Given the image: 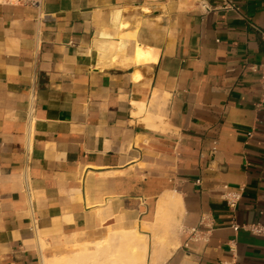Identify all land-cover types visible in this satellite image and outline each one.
Returning <instances> with one entry per match:
<instances>
[{
    "label": "crops",
    "instance_id": "obj_1",
    "mask_svg": "<svg viewBox=\"0 0 264 264\" xmlns=\"http://www.w3.org/2000/svg\"><path fill=\"white\" fill-rule=\"evenodd\" d=\"M232 2L0 3V264L143 231L169 194L159 264H264V0Z\"/></svg>",
    "mask_w": 264,
    "mask_h": 264
},
{
    "label": "bare ground",
    "instance_id": "obj_2",
    "mask_svg": "<svg viewBox=\"0 0 264 264\" xmlns=\"http://www.w3.org/2000/svg\"><path fill=\"white\" fill-rule=\"evenodd\" d=\"M180 202L178 195H166L159 204L158 217L152 227L144 226L143 231L138 228L121 231L108 229L104 238L82 245L73 254L44 256L43 264H159L162 260L166 261L177 244L171 235L161 237L160 233L168 226L170 214L178 210ZM144 229L153 234L152 253H149L150 239Z\"/></svg>",
    "mask_w": 264,
    "mask_h": 264
},
{
    "label": "built area",
    "instance_id": "obj_3",
    "mask_svg": "<svg viewBox=\"0 0 264 264\" xmlns=\"http://www.w3.org/2000/svg\"><path fill=\"white\" fill-rule=\"evenodd\" d=\"M223 1H224L223 9L236 10V11L238 10L235 4H233L232 0H223ZM42 2L43 0H0L1 4L11 5V6H22L25 8H33V9H39L42 5ZM201 8L205 12H211L212 10H216V8H212L211 6H209L204 2L201 3ZM261 71L262 74H261L260 82L264 90V64L261 66ZM240 198H241L240 193L231 194V196H228L226 198V201L230 208H235ZM202 225L205 227V223L202 222ZM235 229L237 230L238 227H235ZM250 229L254 232L264 233V226L259 224L252 225ZM196 233L197 230H192L193 235H195Z\"/></svg>",
    "mask_w": 264,
    "mask_h": 264
},
{
    "label": "rangeland",
    "instance_id": "obj_4",
    "mask_svg": "<svg viewBox=\"0 0 264 264\" xmlns=\"http://www.w3.org/2000/svg\"><path fill=\"white\" fill-rule=\"evenodd\" d=\"M173 219H174V218H169V224H168V226L162 229V231H164V233H165V231H166V232H168V234H171V235H172L173 232L175 231V227H173L174 224H172V220H173ZM173 223H174V222H173ZM144 230H146V229H144ZM148 262L151 263V262H150V259H148Z\"/></svg>",
    "mask_w": 264,
    "mask_h": 264
}]
</instances>
